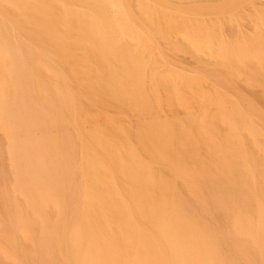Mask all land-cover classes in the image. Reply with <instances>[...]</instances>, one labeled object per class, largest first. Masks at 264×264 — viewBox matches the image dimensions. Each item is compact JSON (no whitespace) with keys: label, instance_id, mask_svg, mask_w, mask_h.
<instances>
[{"label":"bare ground","instance_id":"bare-ground-1","mask_svg":"<svg viewBox=\"0 0 264 264\" xmlns=\"http://www.w3.org/2000/svg\"><path fill=\"white\" fill-rule=\"evenodd\" d=\"M238 84L264 98V0H0L6 216L46 264H264Z\"/></svg>","mask_w":264,"mask_h":264},{"label":"rangeland","instance_id":"rangeland-1","mask_svg":"<svg viewBox=\"0 0 264 264\" xmlns=\"http://www.w3.org/2000/svg\"><path fill=\"white\" fill-rule=\"evenodd\" d=\"M238 89L245 92V94L252 99L254 98L257 104L264 109V98L260 92L247 89L240 84H238ZM4 155L5 143L0 134V156H2L0 158V208L2 212L0 213L4 220L3 223H6L8 228L13 232L11 237L16 243V247L6 245L1 242L2 240L0 238V246L2 250H5L6 252V255H4L0 251V264H46L44 257L45 254L43 253L41 246L42 237L39 234L31 235L29 236V239L32 243L29 242L24 238V234L21 231H18L15 220L5 214V212H7V215H10V197L6 192L7 186L12 182V172L7 162L3 159ZM8 255H17L16 259L19 260L12 261L6 257ZM54 256L56 257V260L60 262V257L56 250H54Z\"/></svg>","mask_w":264,"mask_h":264}]
</instances>
